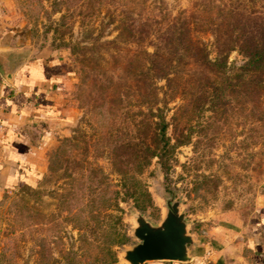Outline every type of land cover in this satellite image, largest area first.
<instances>
[{
  "label": "rangeland",
  "instance_id": "rangeland-1",
  "mask_svg": "<svg viewBox=\"0 0 264 264\" xmlns=\"http://www.w3.org/2000/svg\"><path fill=\"white\" fill-rule=\"evenodd\" d=\"M0 22L18 29L26 53H58L72 67L69 100L76 120L48 152L47 162L65 138L91 142L99 129L98 112L107 108L105 97L118 92V117L112 123L106 112L104 129L133 140L140 137L144 120L150 122L157 107L164 108L174 145L167 169L154 157L138 175L150 196H139L143 209L133 199L120 203L126 241L112 246L116 262L97 254L107 238L92 241L87 232L92 245L80 240L82 231L51 204L48 192L54 184L47 183L38 187L39 195L22 193L20 185L0 197V264H121V249L134 243L129 210L155 222L172 190L199 244L194 253L218 248L225 229L239 231L250 224L264 203V93L255 102L224 96L223 75L233 82L247 60L234 41L264 43V0H0ZM186 39L201 51L196 59L183 56L186 71L197 76L187 91L204 87L208 92L193 101L189 96L182 101L181 94L171 98L165 80L146 75L153 52H168L173 41L179 49L175 41ZM202 59L225 61V72ZM143 83L158 96L152 104L139 92ZM184 103L190 112L173 122V111ZM99 153L98 163L117 181L107 153Z\"/></svg>",
  "mask_w": 264,
  "mask_h": 264
},
{
  "label": "trees",
  "instance_id": "trees-1",
  "mask_svg": "<svg viewBox=\"0 0 264 264\" xmlns=\"http://www.w3.org/2000/svg\"><path fill=\"white\" fill-rule=\"evenodd\" d=\"M242 41V39H237L234 42L246 55L247 60L238 75L234 77L235 82H232L225 74L223 75L224 96L230 94L233 97L255 102L264 93V43L253 42L250 45ZM175 42L181 46L179 49L178 47L176 49V44L173 41L169 43L170 48L168 52H165L166 54L156 51L150 55L146 75L151 79L165 80L171 98H176L178 94L183 96L182 101H187L185 100L187 96L191 100L196 96L200 99L205 98L208 92L204 87L198 89L200 91L196 89L191 93L187 91L191 84L189 82H193L197 76L194 74V70L187 72L183 65L184 55L196 59L199 58L197 56L201 51L191 39ZM202 60L214 70L218 68L222 70V66L224 72L226 70L225 61ZM208 79L205 77L204 81L208 82ZM154 91L152 86L145 87L144 83L139 87L142 97L151 98L148 99L151 100V104L154 103L152 100L156 101L158 98ZM215 95L217 94L215 93ZM121 96V92H118L114 98L112 97L113 99L105 97L104 102L107 108L104 113L98 112L99 129L95 130L96 133L92 136L91 142L83 141L81 144L75 135L65 138L58 149L50 154L47 172L38 179V186L33 188L23 184L19 188L22 193L39 195L42 193L38 191L39 186L53 183V189L48 192L51 204L55 205L60 213L65 212L66 220L74 223V226L82 231L80 234L82 242L92 245L87 232H90L92 241L98 240L97 242H99L100 237L102 241L103 238H107L108 243L104 241L97 250V254L109 257L113 262H116V256L112 246L116 247L126 241L124 210L120 203L126 202L127 199H133L136 207L143 209V206L138 203L139 196L149 198L150 196L138 175L154 157L160 161L162 167L167 169L169 156L174 149V145L171 144L167 135L169 123L166 120V109L164 110V108L157 107V114L153 113L150 122L147 119L144 120V124L141 122L144 129L138 135L140 137H135L133 140H120L116 133L104 129L106 126L102 123L106 112V117L112 123L117 119L119 109L116 105L120 104ZM188 105L184 103L173 111V122H176L178 117L190 112ZM106 147L108 148L107 152L105 151ZM100 151L103 154L107 153L106 158L110 164L111 172L118 176L117 181L113 180L98 163V158L102 156Z\"/></svg>",
  "mask_w": 264,
  "mask_h": 264
},
{
  "label": "crops",
  "instance_id": "crops-1",
  "mask_svg": "<svg viewBox=\"0 0 264 264\" xmlns=\"http://www.w3.org/2000/svg\"><path fill=\"white\" fill-rule=\"evenodd\" d=\"M25 42L17 28L0 22V53L12 51L16 66L10 81L0 75V197L46 172L48 152L69 135L77 116L69 100L71 65L58 53H26ZM144 264H264V203L250 224L225 229L218 248L185 263Z\"/></svg>",
  "mask_w": 264,
  "mask_h": 264
},
{
  "label": "water",
  "instance_id": "water-1",
  "mask_svg": "<svg viewBox=\"0 0 264 264\" xmlns=\"http://www.w3.org/2000/svg\"><path fill=\"white\" fill-rule=\"evenodd\" d=\"M14 53H0V75L10 81L16 66ZM181 199H176L175 191L165 194L160 217L152 221L140 211L131 208L128 212L132 220L129 235L134 243L120 251L119 263L144 264L153 261L189 262L194 249L199 246L189 231V220L181 208Z\"/></svg>",
  "mask_w": 264,
  "mask_h": 264
},
{
  "label": "built area",
  "instance_id": "built-area-1",
  "mask_svg": "<svg viewBox=\"0 0 264 264\" xmlns=\"http://www.w3.org/2000/svg\"><path fill=\"white\" fill-rule=\"evenodd\" d=\"M2 131V125H1V123H0V132Z\"/></svg>",
  "mask_w": 264,
  "mask_h": 264
}]
</instances>
